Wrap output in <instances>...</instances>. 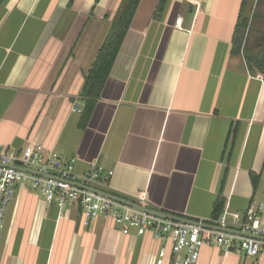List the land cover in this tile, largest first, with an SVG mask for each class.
Wrapping results in <instances>:
<instances>
[{
	"label": "crops",
	"instance_id": "0c3cea01",
	"mask_svg": "<svg viewBox=\"0 0 264 264\" xmlns=\"http://www.w3.org/2000/svg\"><path fill=\"white\" fill-rule=\"evenodd\" d=\"M121 2L0 6V152L39 145L75 159L76 175L101 165L113 174L95 188L133 202L143 192L145 207L179 219L208 222L219 195L231 213L263 203L264 78L232 54L243 0H168L157 20L158 0H140L82 124L84 75ZM161 247L150 232L122 235L110 219L85 225L78 207L48 206L24 185L6 211L0 264H155ZM198 264L264 256L256 263L207 244Z\"/></svg>",
	"mask_w": 264,
	"mask_h": 264
},
{
	"label": "built area",
	"instance_id": "2783aa9c",
	"mask_svg": "<svg viewBox=\"0 0 264 264\" xmlns=\"http://www.w3.org/2000/svg\"><path fill=\"white\" fill-rule=\"evenodd\" d=\"M72 111L81 112L76 107ZM45 151L38 145L28 146L20 153H8L5 149L0 152V236L15 189L26 184L30 191L41 195L48 206L54 205L58 210L68 206L78 207L85 225L98 219H110L124 236L131 231H135L138 237L150 232L162 244L155 264H198L200 251L207 244L223 247L226 254L240 253L256 263L264 256V202L249 207L242 214L225 210L217 220L194 221L196 225L179 223L145 213L93 191H100L95 185L107 184L113 171L91 164L89 171L76 175L75 159L63 162L59 155ZM136 197L137 202L127 201L147 208L144 206L147 201L145 194L142 192ZM153 211L168 215L161 210ZM203 224L230 232L206 228Z\"/></svg>",
	"mask_w": 264,
	"mask_h": 264
},
{
	"label": "trees",
	"instance_id": "16d2710c",
	"mask_svg": "<svg viewBox=\"0 0 264 264\" xmlns=\"http://www.w3.org/2000/svg\"><path fill=\"white\" fill-rule=\"evenodd\" d=\"M5 1L6 0H0V6ZM167 1L168 0H158L153 15L154 19L157 20L160 18ZM252 1L253 0H243L242 2V13H240L232 38V54H239L240 52H243L245 62L250 72L259 73L264 78V38L259 36L255 37L251 27L250 30L248 28V18L243 15L248 2L251 3ZM98 2L99 0H95V5H97ZM139 3L140 0H122L115 17L111 21L106 37L104 38L94 61L87 73L84 75V81L80 91V97L84 101L81 113V120L84 125L90 118L94 105L101 95L110 69L114 63L116 55L118 54L126 32L129 29ZM249 33L250 49L246 48L249 40ZM253 34L254 36H252ZM249 176L252 186L255 187L256 176L253 173H250ZM223 207L224 200L219 195L213 207L211 215L212 220H217L220 217L223 212Z\"/></svg>",
	"mask_w": 264,
	"mask_h": 264
},
{
	"label": "water",
	"instance_id": "95a60500",
	"mask_svg": "<svg viewBox=\"0 0 264 264\" xmlns=\"http://www.w3.org/2000/svg\"><path fill=\"white\" fill-rule=\"evenodd\" d=\"M26 171H27V172H30V171H28V170H26ZM30 173H33V172H30ZM93 191H95V192H97V193H99V194H101V195H103V196H105V197H107V198H110V199H113V200L118 201V202H120V203H123V204H125V205H127V206H130V207H133V208L139 209V210H141V211H143V212H145V213H149V214H152V215L161 216V217H164V218H167V219H170V220H173V221L179 222V223H185V224H193V225H196V222H194V221H190V220H186V219H179V218H176V217H174V216H170V215H163V214L157 213V212H155V211H153V210H151V209H147V208H144V207L138 206V205H136V204H133V203H131V202L127 201V200H124V199H122V198H118L117 196H113V195H111V194H108V193H105V192H102V191H97V190H94V189H93ZM202 226H203V227H206V228L215 229V230H217V231H222V232H225V233L230 232V230H227V229H219V228H215V227L207 226V225H204V224H203ZM240 235H242V236H244V237H247V238H248V237H250V238H256L255 236L247 235V234H240Z\"/></svg>",
	"mask_w": 264,
	"mask_h": 264
},
{
	"label": "rangeland",
	"instance_id": "374dc122",
	"mask_svg": "<svg viewBox=\"0 0 264 264\" xmlns=\"http://www.w3.org/2000/svg\"><path fill=\"white\" fill-rule=\"evenodd\" d=\"M253 1H252V5H250V20H251L250 27L254 33H255L256 28H257V30H259V33L256 36L264 38V34H263V32H261L262 28L264 27V24H263L264 23V0H257L256 3H255L256 0H253ZM256 17H257V19H256ZM253 27H254V29H253ZM246 48L250 49V45H249V47H247V45H246ZM31 192H33V191H31Z\"/></svg>",
	"mask_w": 264,
	"mask_h": 264
}]
</instances>
